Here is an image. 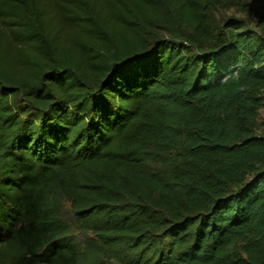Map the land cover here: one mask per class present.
<instances>
[{
  "label": "trees",
  "instance_id": "trees-1",
  "mask_svg": "<svg viewBox=\"0 0 264 264\" xmlns=\"http://www.w3.org/2000/svg\"><path fill=\"white\" fill-rule=\"evenodd\" d=\"M0 21V264H264V0Z\"/></svg>",
  "mask_w": 264,
  "mask_h": 264
},
{
  "label": "rangeland",
  "instance_id": "rangeland-1",
  "mask_svg": "<svg viewBox=\"0 0 264 264\" xmlns=\"http://www.w3.org/2000/svg\"><path fill=\"white\" fill-rule=\"evenodd\" d=\"M214 14V18L217 21H221L223 19H226L228 17H242L244 14L240 11H238L236 8H227L222 5H218L217 7H214L212 10ZM247 19L250 22V26L252 28H255V22H256V17L254 18L252 14L247 15ZM4 23L0 21V30L4 29ZM70 30V27L66 25V31ZM256 132L264 134V106L260 109L259 115L257 117L256 121ZM66 205H68L66 203Z\"/></svg>",
  "mask_w": 264,
  "mask_h": 264
}]
</instances>
